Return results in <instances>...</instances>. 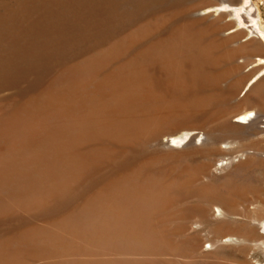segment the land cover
Instances as JSON below:
<instances>
[{"label": "bare ground", "instance_id": "6f19581e", "mask_svg": "<svg viewBox=\"0 0 264 264\" xmlns=\"http://www.w3.org/2000/svg\"><path fill=\"white\" fill-rule=\"evenodd\" d=\"M209 2H0V264H239L211 251L240 246V264H252L246 250L264 254V195L246 188L249 176L211 183L216 163L249 166L264 152V127L244 133L264 111L249 96L226 110L239 81L220 88L236 72L227 46L264 53V31L250 0L214 4L211 22L197 15ZM183 133L175 146L197 135L164 144ZM138 241L167 252H137Z\"/></svg>", "mask_w": 264, "mask_h": 264}, {"label": "rangeland", "instance_id": "374dc122", "mask_svg": "<svg viewBox=\"0 0 264 264\" xmlns=\"http://www.w3.org/2000/svg\"><path fill=\"white\" fill-rule=\"evenodd\" d=\"M2 1L3 0H0V2H2ZM209 1H211V2H209ZM223 1H225V0H223ZM208 2L209 3H207V5H205V7H204V8L207 7V9H203V11H201L197 15L198 16H203V15L205 16L206 15L207 17H209L207 20L209 22H211V21H214V19L216 17H218V15H219V13H217V12L214 11L215 8H213L212 6L214 4H219L220 2H222V0H217V1H215V0H208ZM213 2H215V3H213ZM250 3H252V5L254 6V10L256 11L255 15H257V13H258V15H259V25H260V28L264 31V0H250ZM244 18H245L246 21H249V19L246 16H244ZM225 21H227V22L234 21V19L232 17L228 16V17H226ZM249 25L250 24H247L246 25V29H244L246 32H249V30H247V26H249ZM235 30L236 29H232V30H228V31L223 32L220 35V38L226 39V38L232 36L234 34L233 31H235ZM242 41H245V40H242ZM262 42L264 43V40L263 39H262ZM250 44L251 43L248 44V43H242L241 41H238V42L230 43L227 46V48H226L227 51L233 52L235 54V56H236L233 59V61L231 62L233 64L230 63L231 64L230 65L231 67H235L236 68V72L233 73L232 75H230L229 79L227 81H224L223 82L224 84L221 83L222 85L220 84L221 85L220 88H221L222 92L226 94L228 92V90H227L228 87L231 84L239 81V89H240V90L238 89V91L236 92V95L234 97L235 100L232 99L234 101H231L230 100V101H227L224 104L223 107L226 110H237V109H239V108H237V106H240V104L244 100V97L249 96L251 98V100H252L250 106L252 107L254 105L256 107V108L255 107H252L255 110V112L258 110L257 108H260L261 110L264 111V104L260 106V105H258V102H257V96L258 95H262L263 94V96H264V74L261 75V76H259L261 73H264V70H263V68H264V53H254L252 51L251 52H239L244 47H247ZM257 44L258 43H253L252 46L255 47ZM259 45L261 47H264V46H262L264 44H259ZM258 72H260V73L258 75H256ZM257 77H258V79L255 80V78H257ZM209 92H211V91H209ZM250 106H248L249 108L247 107L246 111L253 110L252 108H250ZM235 107H236V109H235ZM252 114L253 115L251 117V120L256 117L254 113H252ZM247 115H251V114H247ZM241 118L242 117L236 118V119H232V122H236L237 124L244 123L243 121L241 122V120H240ZM261 122H264V119L261 118L260 119V123ZM256 124H258V125H252V127L246 128L244 130V133H250L253 130H258V128H263L264 127V125L259 124V122L256 123ZM196 135H197L196 133H191L190 135H188L187 138H186V142L183 143V144H181L180 146H175L174 143H173V141H178V140L180 141L183 138V136H186V133H183L181 135H178V136H176L174 138H165L163 140V142H164V144H166V146H170V147H174L175 149H179V148L183 147L190 140L191 137H194ZM242 136H243V134H242ZM203 140H204V137H202L201 135H199L198 138L196 139V142L195 143L197 145H199L201 143V141H203ZM263 143L262 142L258 143V146L256 147V149L263 150L264 151V144ZM247 147L249 149H253L254 148V145L252 146L250 144H247ZM239 155H240V153L237 154V155H233L231 157L230 156H227V157H225V159H228V158H230L231 160L234 159V162H236L237 161V158H238L237 156H239ZM259 155H260L259 156V160L260 161H261V159H264V158H262V157H264V152L262 154H259ZM258 163L257 162L254 163L253 162L249 166H246L245 165L246 164V161L243 160V161H240V162L233 163L232 166H228L225 169L224 168L223 169L219 168L218 167V164L219 163H216L215 164L216 167L213 170V174H212V178L213 179H211L212 180L211 183L214 184L215 186L222 187L223 184H224V182H223L224 181L223 180L224 177L229 176L230 177L229 180L232 181V183L235 182V183H233V186L235 187V185L237 183H239V182H237V180H239V178H241L242 176H249L251 178L250 179L251 184H250V186H247L246 188H249L250 189L251 187H253V189H256L257 191L259 190L260 194L264 195V192H263L264 191V176H263L264 175V169H260ZM234 165L240 166V168L237 171H233ZM217 167H218V170H217ZM219 169H220V171H219ZM188 204L189 205H187V206L195 207L196 206L195 205L196 204V201L189 200ZM241 220L239 219V220H236V221L243 222V220H244L245 222H250L249 219H246V218H241ZM167 221L168 220H165V223H167ZM228 221L229 222H227V224H223L222 225V226H224V228L235 227V225L232 223V221H234V219L230 218ZM161 223H164V221L161 222ZM160 225H162L163 227L165 226V224H159V225L157 224L156 226L160 227ZM151 226H154L155 227V225H153V224ZM166 226L167 227H172V229H173V222H172L171 219L168 221V223L166 224ZM166 226L164 228H167ZM170 229L171 228H169V229L167 228L166 230H170ZM260 233H261V235L264 236V231H261ZM165 234H166V236H168L167 233H165ZM141 236H144V235H141ZM136 243L138 245H141V248H139L137 250V252H139V250H140V253H142L143 250L149 251V253H154V254L156 253V251H157V253H159V252L160 253H163V251L164 252H167V251L163 250V248H158V250H157V248L153 247L154 246L153 243H150L151 245L149 243H147V242H144L143 244H145V243L146 244L143 245V244H141L142 241H138ZM146 247H147V249H146ZM240 247H225V250L222 251V252H220V251L218 252V251H215V250H213L211 252L212 253H215V254H218V257L219 258H226L228 261H230V259H231V258H229V256H231V254H234L238 258L239 264H240V263H242V261L244 259L242 256H239V252L238 251H240V249H241ZM141 249H142V252H141ZM148 249H150V250H148ZM204 250L210 251L208 249V245H205L204 246ZM146 254H148V252ZM246 254H248L247 255L248 258L246 257V259L250 263L255 264L256 261L258 260L259 261V264H264V254L263 253L259 252V253H255V254H252V253L249 254L248 251L246 250Z\"/></svg>", "mask_w": 264, "mask_h": 264}]
</instances>
